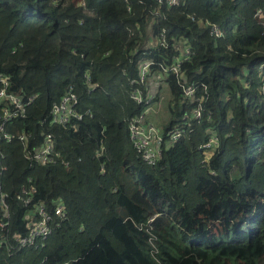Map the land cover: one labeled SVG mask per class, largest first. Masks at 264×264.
<instances>
[{"label":"trees","instance_id":"trees-1","mask_svg":"<svg viewBox=\"0 0 264 264\" xmlns=\"http://www.w3.org/2000/svg\"><path fill=\"white\" fill-rule=\"evenodd\" d=\"M260 9L264 0L172 7L158 0H0V73L11 93L36 96L26 117L8 127L31 133L28 145L14 140L2 148L10 237L26 231L17 199L23 185L36 187L34 202L62 201L68 210L44 249L9 256L1 245L0 264H264ZM207 21L224 36L211 34ZM164 29L167 47L157 43ZM182 55L180 75L161 80L148 118L166 138L182 125L188 131L148 165L128 138V120L145 107L131 91L151 92L160 64ZM147 60L155 62L147 81L132 84ZM179 78L196 85L200 100L185 98ZM70 88L88 114L75 127L51 124L53 103ZM44 132L54 134L61 155L55 164L31 166L24 155ZM213 135L219 145L204 162ZM5 234L0 228V240Z\"/></svg>","mask_w":264,"mask_h":264},{"label":"built area","instance_id":"built-area-1","mask_svg":"<svg viewBox=\"0 0 264 264\" xmlns=\"http://www.w3.org/2000/svg\"><path fill=\"white\" fill-rule=\"evenodd\" d=\"M158 2L160 4H168L172 7L180 4L182 0H158ZM257 15L263 17V10H258ZM206 24L210 25L211 34L216 37L224 36L218 24H212L209 21H207ZM157 43L160 46H168L167 31L165 29L162 30L158 36ZM189 53L190 48L187 47L184 55L188 56ZM181 57H183V55L177 58L175 57L176 61L169 67L160 64L163 71L158 73L160 77L165 78L169 72L179 76L181 73ZM153 64H155V62L151 60L142 62L140 64V79L133 80L132 84L138 85L146 82ZM178 82L185 98L191 101L195 100L196 85L187 84L180 78ZM91 87L93 89L96 85H92ZM9 89V78L5 74L0 73V176H4L5 172L8 170V166L4 163L5 153L2 150L3 143L19 140L27 146L29 138L31 137V133H25V131H11L8 127L13 124L16 119L26 117L28 106L36 99L35 95L25 97L24 95L11 93ZM154 96L155 93L149 92L145 94L141 86H135L131 91V97L134 101L143 104L145 107L141 113L128 120L129 138L132 147L148 165L158 164L162 159L164 145L165 147L173 145L174 142L184 136L188 131V128L182 125L169 131L167 138L160 132L154 122L148 118V115L153 109V104H151V102L154 100ZM196 100L200 99L197 98ZM86 114H88V112L84 113L80 110L78 93L73 88H70L58 101L53 103L50 110V121L51 124L62 126L70 125L75 127L74 121L83 119ZM192 114L196 119H200L202 115L201 108H194ZM42 137L41 144L37 146L34 151L28 148V151L24 155L26 161L31 166L55 164L58 161V157L61 155L57 149L53 133L44 132ZM218 145L219 141L215 135L203 145L205 148L204 162H209ZM29 182H31V179ZM35 192L36 187L31 183L29 185H23L17 192V199L21 201L25 207L23 219L25 220L26 231L25 233L15 232L10 237L12 211L9 199L11 193L5 188L2 181H0V228L6 230V234L0 240V246L6 245L8 247L9 256L13 255L15 250H20L25 247H34L40 250L44 249L53 231L60 228L63 222L68 218L67 207L62 201H59L53 206L44 202L36 203L34 202ZM10 239L14 241L12 244L10 243Z\"/></svg>","mask_w":264,"mask_h":264},{"label":"crops","instance_id":"crops-1","mask_svg":"<svg viewBox=\"0 0 264 264\" xmlns=\"http://www.w3.org/2000/svg\"><path fill=\"white\" fill-rule=\"evenodd\" d=\"M161 80H163V78L160 77V75L157 73L155 76H152L150 79V90L151 92H154L160 89L161 86ZM163 82V81H162ZM129 138V135H128ZM130 139V138H129ZM131 143V140H130ZM132 144V143H131Z\"/></svg>","mask_w":264,"mask_h":264},{"label":"rangeland","instance_id":"rangeland-1","mask_svg":"<svg viewBox=\"0 0 264 264\" xmlns=\"http://www.w3.org/2000/svg\"><path fill=\"white\" fill-rule=\"evenodd\" d=\"M153 112L157 111V107H155V105H153Z\"/></svg>","mask_w":264,"mask_h":264}]
</instances>
